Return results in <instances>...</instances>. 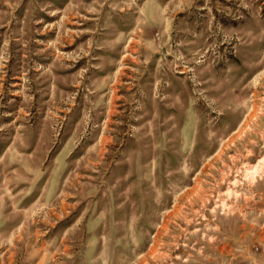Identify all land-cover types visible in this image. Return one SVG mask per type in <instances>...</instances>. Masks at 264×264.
<instances>
[{"label": "rangeland", "instance_id": "obj_1", "mask_svg": "<svg viewBox=\"0 0 264 264\" xmlns=\"http://www.w3.org/2000/svg\"><path fill=\"white\" fill-rule=\"evenodd\" d=\"M0 264H264V0H0Z\"/></svg>", "mask_w": 264, "mask_h": 264}]
</instances>
